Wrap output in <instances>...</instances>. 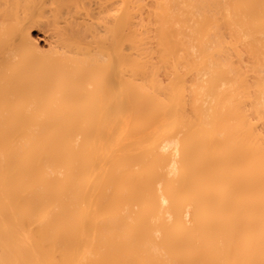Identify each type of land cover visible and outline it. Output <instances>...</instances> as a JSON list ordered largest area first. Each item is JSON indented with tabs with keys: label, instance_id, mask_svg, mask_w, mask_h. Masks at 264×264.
<instances>
[{
	"label": "bare ground",
	"instance_id": "6f19581e",
	"mask_svg": "<svg viewBox=\"0 0 264 264\" xmlns=\"http://www.w3.org/2000/svg\"><path fill=\"white\" fill-rule=\"evenodd\" d=\"M0 264H264V0H0Z\"/></svg>",
	"mask_w": 264,
	"mask_h": 264
},
{
	"label": "rangeland",
	"instance_id": "374dc122",
	"mask_svg": "<svg viewBox=\"0 0 264 264\" xmlns=\"http://www.w3.org/2000/svg\"><path fill=\"white\" fill-rule=\"evenodd\" d=\"M146 2L149 4L151 2V0H146ZM144 18L145 19L147 18V14L146 13L144 14ZM47 28L46 27L45 28L44 27H40V28L39 27H33V29L30 30L31 34H32V37L37 41V43L39 44L40 48L44 49V50H47L50 47V42H52V39H50L51 36L49 35L50 31H47ZM52 44H53V42L51 43V45ZM243 57H244V55H243ZM244 60L247 61V59H244ZM167 71L169 72V69L168 70L167 69H161L160 70V78L162 80H166L167 77L169 76Z\"/></svg>",
	"mask_w": 264,
	"mask_h": 264
}]
</instances>
